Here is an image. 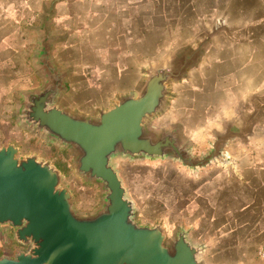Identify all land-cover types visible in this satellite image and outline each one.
Here are the masks:
<instances>
[{"label": "rangeland", "instance_id": "374dc122", "mask_svg": "<svg viewBox=\"0 0 264 264\" xmlns=\"http://www.w3.org/2000/svg\"><path fill=\"white\" fill-rule=\"evenodd\" d=\"M97 1L87 0L77 5L78 9H85L88 19L63 21V30L72 29L73 34L55 51L63 67L73 66L76 71L77 82L71 86L79 89L68 91L67 104L72 106L90 94L86 77L95 82L94 68L97 67L93 63L113 61L119 53L125 52L124 65L117 67L118 75L132 73L137 79L141 73L137 60L131 66V53L111 48L113 44L118 45L120 35H113L107 28L103 29L105 32L102 30L94 13L100 5ZM260 1L254 0L255 3ZM252 12L249 10L244 19L223 15L184 20L169 18L168 44L173 42L174 48L169 47L162 55L141 56L143 64L150 60L152 64L159 63L181 50L189 51L210 34L200 61L182 83L171 84L169 103L152 118L150 126L161 130L184 122L185 136L197 158L210 153L217 135H226L230 130L234 136L223 146V156L198 170L171 157L120 158L116 162L128 194L136 204L138 220L150 225L162 222L169 241L185 228L191 238L205 244L203 258L207 264H264V185L252 172L255 169L252 166H261L258 159L264 155V112L259 123L254 113L255 107H264V18L252 17ZM113 20L117 23L116 18ZM154 21H160L161 26L165 22L164 19ZM245 22L259 24V28L253 27L254 32L247 35L244 30L233 28ZM227 24H231L235 32L227 34L224 31ZM23 37L20 41V36L14 35L12 38L18 43L9 44V50L1 48L0 42V147L11 142L20 148V154L36 152L55 165L57 161L66 163L69 169L66 173L62 171L63 184L73 190L76 210L92 213L103 205L101 183L77 175L72 150L34 135L17 117L19 90L41 84L34 79L32 66L31 46L35 43H31V35ZM106 44L109 47H105ZM180 46L184 48L175 50ZM235 56L239 57L236 62ZM218 85L222 88L214 91ZM205 99H212L214 104L205 107L193 104ZM248 182L252 185H248L249 188L246 187ZM8 246L0 244V254L9 252Z\"/></svg>", "mask_w": 264, "mask_h": 264}, {"label": "water", "instance_id": "95a60500", "mask_svg": "<svg viewBox=\"0 0 264 264\" xmlns=\"http://www.w3.org/2000/svg\"><path fill=\"white\" fill-rule=\"evenodd\" d=\"M209 37L146 66L136 89L93 117L60 105L68 72L55 63L54 39L45 28L37 60L44 82L22 92L16 114L33 133L75 153L76 174L101 183L103 205L92 213L77 211L74 192L63 184L65 174L57 165L37 153L19 155L14 143L1 146L0 237L1 226L12 225L24 249L13 257L0 256V264H207L205 244L193 241L185 228L169 241L162 222L138 220L116 162L171 157L198 170L223 156V146L234 136L230 130L217 135L211 152L197 158L183 125L150 126L167 107L171 84L187 79L200 61Z\"/></svg>", "mask_w": 264, "mask_h": 264}, {"label": "crops", "instance_id": "0c3cea01", "mask_svg": "<svg viewBox=\"0 0 264 264\" xmlns=\"http://www.w3.org/2000/svg\"><path fill=\"white\" fill-rule=\"evenodd\" d=\"M86 1L87 0H0V42L3 45L1 48L9 50V44H17L18 40L12 38L14 35H19L20 41L23 40L24 35H31V43H35V45L33 44L31 46L33 49L31 56L32 66L36 74L34 79H38L41 84L38 86H24L21 88L19 90L21 99L18 104L22 100L23 91L36 89L44 82V78L37 67V60L45 28L50 34L51 39H54L52 56L55 63L61 69L68 72L66 78L67 87L60 98V105L64 108L94 117L98 115V111L101 108H110L112 103L117 100L118 96L127 94L130 90L136 89L140 85L143 79L144 68L153 62V60H150L149 63L143 64L141 56L152 57L156 55V53L162 55L169 47L171 49L174 48L173 42H171L170 45L168 44L167 23L169 18L184 20L195 19V17L202 18L223 15L233 19H244L248 15L247 13L249 10H253L251 13L252 17H258V19L264 18V0L256 3L254 0H98L100 2V9H96L94 13L96 14L97 22L101 24L102 30L107 28L110 29L111 33H114L113 35H120L118 36V38H120L118 45L113 44L111 48L128 51L127 54L131 53L129 56L132 62L131 66H134V62L137 60L140 65L141 73L137 79L135 74L132 73L127 74L123 72V76L118 75L117 67L124 65L123 58L125 52L119 53L113 61L102 60L98 63H93V65H95L94 67H97L94 68L95 73L93 79L95 82H92L93 80H89V78L86 77L88 79V86L86 88L90 91V94L87 95V98L83 99V101L77 102V105L72 106L67 104L70 98L68 91L73 88L79 89V87L71 86V83L77 82L75 80V78H77L76 71L73 66L63 67V65L57 61L55 51L60 44H65L73 34L72 29L63 30V21L65 19H88L85 9L77 8L78 4H84ZM237 3L240 4L238 5ZM111 18L112 21L109 22ZM113 18H116L117 23ZM152 19H164L165 22L161 26L160 21L157 23ZM247 24L248 22H245L244 24H239L238 27L233 26V28H239L240 32L244 30L246 35L254 32L253 27L258 26L259 28V24L253 25L252 22H250L249 25ZM76 25H78V23ZM59 26L62 27V29H59ZM233 28L231 24H227L224 31H226L227 34H232L235 32ZM103 31L105 32L106 30ZM149 34L152 36L151 38ZM174 34L177 33L175 32ZM110 43L114 42L111 41ZM105 47H109V45L106 44ZM11 48L13 47L11 46ZM182 48H184V46L177 47L175 50ZM152 50L156 52L152 53ZM235 55L240 56L238 54ZM235 58L236 62L239 57L235 56ZM34 79H32V81ZM238 81L241 83L242 79ZM81 84L83 85V82H81ZM220 88L222 87L218 85L214 87L213 90L215 91ZM212 101V99H205L201 103L196 102L193 104L205 107V105H213L214 102ZM263 109L264 107H255L254 113L256 114V123L263 120ZM182 125L183 129L187 130V126L184 122ZM34 135L43 138L37 133H34ZM262 141L264 142V140ZM258 160H261V166H252V168H255L252 172L257 174V178L259 177L262 179L261 183L264 185V155ZM246 172H248V170ZM248 185L252 186L251 183L248 182L247 188H249ZM193 241L201 243L196 239H193Z\"/></svg>", "mask_w": 264, "mask_h": 264}, {"label": "flooded vegetation", "instance_id": "af4514ba", "mask_svg": "<svg viewBox=\"0 0 264 264\" xmlns=\"http://www.w3.org/2000/svg\"><path fill=\"white\" fill-rule=\"evenodd\" d=\"M16 227L6 224L2 225V236L0 237V244H7L10 248L9 252H2L0 256L7 255L13 257L18 251L23 249V246L19 245L14 237Z\"/></svg>", "mask_w": 264, "mask_h": 264}, {"label": "trees", "instance_id": "16d2710c", "mask_svg": "<svg viewBox=\"0 0 264 264\" xmlns=\"http://www.w3.org/2000/svg\"><path fill=\"white\" fill-rule=\"evenodd\" d=\"M56 165L63 171V172H67V170L69 169L68 168V165L66 164V163H64V162H59V161H57L56 162Z\"/></svg>", "mask_w": 264, "mask_h": 264}]
</instances>
